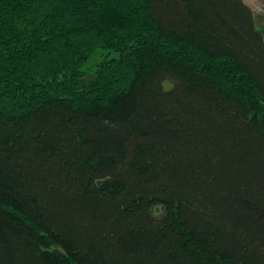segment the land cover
I'll use <instances>...</instances> for the list:
<instances>
[{
	"label": "trees",
	"instance_id": "1",
	"mask_svg": "<svg viewBox=\"0 0 264 264\" xmlns=\"http://www.w3.org/2000/svg\"><path fill=\"white\" fill-rule=\"evenodd\" d=\"M0 264H264L245 0H0Z\"/></svg>",
	"mask_w": 264,
	"mask_h": 264
},
{
	"label": "rangeland",
	"instance_id": "2",
	"mask_svg": "<svg viewBox=\"0 0 264 264\" xmlns=\"http://www.w3.org/2000/svg\"><path fill=\"white\" fill-rule=\"evenodd\" d=\"M245 2L253 9L256 24L258 28L264 32V0H245ZM104 53L103 50H99L94 58H92L85 68H90L92 65L101 60V55ZM115 55V54H113ZM164 87L170 89L172 87V83L170 81H166L164 83ZM161 208L157 207L155 213L158 214Z\"/></svg>",
	"mask_w": 264,
	"mask_h": 264
}]
</instances>
